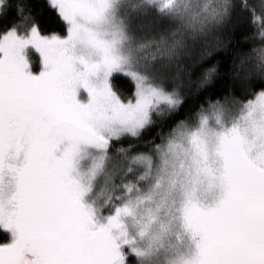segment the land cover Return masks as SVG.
Masks as SVG:
<instances>
[{
	"label": "snow or ice",
	"instance_id": "snow-or-ice-1",
	"mask_svg": "<svg viewBox=\"0 0 264 264\" xmlns=\"http://www.w3.org/2000/svg\"><path fill=\"white\" fill-rule=\"evenodd\" d=\"M47 6L0 31V264H264V0Z\"/></svg>",
	"mask_w": 264,
	"mask_h": 264
},
{
	"label": "trees",
	"instance_id": "trees-1",
	"mask_svg": "<svg viewBox=\"0 0 264 264\" xmlns=\"http://www.w3.org/2000/svg\"><path fill=\"white\" fill-rule=\"evenodd\" d=\"M23 2L30 5L32 13L35 15L40 27L46 34L61 33L64 30L62 20L58 17L57 13L47 6V0H11L12 6L0 16V31L3 30L4 23L11 25L21 19V16L16 12L15 4ZM253 3H259V0H251ZM252 26L250 24L243 25L240 29H237L235 36L234 47L240 52H246L250 48L257 46L259 41H246L243 37L245 34L250 35L252 32ZM34 60L38 61L39 57L37 53H33ZM116 88L126 96H131L134 92L133 82L122 74H118L114 80ZM190 103H194L190 99ZM3 238V234L0 233V239Z\"/></svg>",
	"mask_w": 264,
	"mask_h": 264
},
{
	"label": "rangeland",
	"instance_id": "rangeland-1",
	"mask_svg": "<svg viewBox=\"0 0 264 264\" xmlns=\"http://www.w3.org/2000/svg\"><path fill=\"white\" fill-rule=\"evenodd\" d=\"M51 34V33H50ZM38 54V53H37ZM125 77H127V76H125ZM128 78V77H127ZM130 79V78H129ZM131 80V79H130Z\"/></svg>",
	"mask_w": 264,
	"mask_h": 264
}]
</instances>
